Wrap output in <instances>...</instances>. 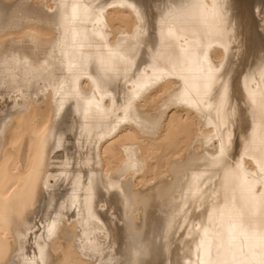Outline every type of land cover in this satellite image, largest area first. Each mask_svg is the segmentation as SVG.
<instances>
[{
	"label": "bare ground",
	"instance_id": "bare-ground-1",
	"mask_svg": "<svg viewBox=\"0 0 264 264\" xmlns=\"http://www.w3.org/2000/svg\"><path fill=\"white\" fill-rule=\"evenodd\" d=\"M0 264H264V0H0Z\"/></svg>",
	"mask_w": 264,
	"mask_h": 264
}]
</instances>
